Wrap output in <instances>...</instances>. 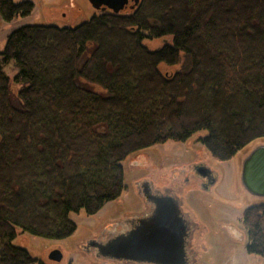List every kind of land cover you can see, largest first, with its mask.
<instances>
[{
    "label": "trees",
    "instance_id": "16d2710c",
    "mask_svg": "<svg viewBox=\"0 0 264 264\" xmlns=\"http://www.w3.org/2000/svg\"><path fill=\"white\" fill-rule=\"evenodd\" d=\"M32 10L0 0V21ZM201 132L217 161L264 138V0H138L73 27L13 30L0 52V264L32 263L17 231L63 240L70 214L118 200L129 156ZM241 228L246 253L264 258V204L243 211Z\"/></svg>",
    "mask_w": 264,
    "mask_h": 264
},
{
    "label": "rangeland",
    "instance_id": "374dc122",
    "mask_svg": "<svg viewBox=\"0 0 264 264\" xmlns=\"http://www.w3.org/2000/svg\"><path fill=\"white\" fill-rule=\"evenodd\" d=\"M12 1H30L33 10L28 16L16 17L8 23L0 21V52L7 36L22 25L51 24L57 27H73L99 13L92 9L87 0ZM165 42L170 43V37L145 40L144 44L153 51ZM186 66L185 61L181 60V64L175 66L161 65L159 70L162 74L170 75ZM1 68L10 79L18 71L13 60L2 64ZM13 88L16 90L17 86L13 85ZM202 135L203 132L195 134L183 143L167 141L129 156L121 163L124 190L118 198L119 203L113 206L106 204L95 217L86 216L83 212L70 214V219L76 225L70 237L51 241L17 231L12 244L28 252L32 259L31 264H100L81 246L99 230L102 231L103 226L113 220V217L118 219L122 215H137L144 210L143 201L137 195L142 194L140 182L148 180L155 190L171 191L179 199L183 212L196 226L193 240L194 244H200L196 249L201 252L198 257L200 261L196 264H264V258L246 253L244 232L241 228L243 211L250 206L264 204V198L248 194L240 180L244 157L255 147L264 145V138L252 142L227 161H217L198 142ZM197 160L203 161L215 175V184L208 190L203 189L198 178L187 177L190 175L182 178L185 171L183 168ZM175 172L177 175H174ZM228 227L235 228L239 235L234 236ZM53 250L60 252L62 258L59 262L48 259V254Z\"/></svg>",
    "mask_w": 264,
    "mask_h": 264
},
{
    "label": "water",
    "instance_id": "95a60500",
    "mask_svg": "<svg viewBox=\"0 0 264 264\" xmlns=\"http://www.w3.org/2000/svg\"><path fill=\"white\" fill-rule=\"evenodd\" d=\"M87 1L92 9L99 12L108 10L113 14L122 12L128 6L133 9L138 3V0ZM129 2L132 4L129 5ZM240 180L248 194L264 198V145L255 147L244 157ZM167 204L168 209L163 207L162 211H155L157 224L146 230L142 237V228L128 236L118 234L110 241L97 246L98 254L112 260L145 259V261L149 259L169 261L175 260L176 256L177 262H180L183 255V238L187 236L188 226L181 219V210L177 203L167 198ZM61 258L58 250L48 254V259L53 262H59Z\"/></svg>",
    "mask_w": 264,
    "mask_h": 264
},
{
    "label": "flooded vegetation",
    "instance_id": "af4514ba",
    "mask_svg": "<svg viewBox=\"0 0 264 264\" xmlns=\"http://www.w3.org/2000/svg\"><path fill=\"white\" fill-rule=\"evenodd\" d=\"M179 170H181V167ZM183 170L185 171L183 173L182 178L187 175H190L187 177H194L196 179L198 178L197 180L200 182L204 190H208L215 184L216 179L214 173L211 172L210 169L206 166V164L201 160H197L195 161V163H191L188 166L186 165ZM174 175H177V173L175 172ZM139 186L142 194H138L137 197L141 198V200L143 201L144 210L138 212L139 214L137 215H122L121 218L118 219H115V217H113V220L103 226L102 231L99 230V232L94 237L87 239L85 243H83L81 248L87 254L91 255V257L95 259V262H98L100 264H196L197 261H200V258L198 259V257H200L201 252L196 249L197 247H200V244H194L193 240L196 226L192 223L189 216L183 212L179 199L174 196L173 193L169 190H167L166 192L155 190L153 188V185L148 180L140 182ZM167 198L172 199L177 203L181 210V219L188 226V230L186 233L187 236L183 238V255L182 258H180V262H177L176 256L174 258L175 260L169 261L166 259H149L145 261V259L112 260L110 258L102 257L98 254L97 246L104 242L106 243L110 241L118 234H122V236H128L135 230H139L142 228V237L145 234L146 230L152 229V226L157 224V216L155 217L154 215L155 211H162L163 207L167 209L169 207L167 204ZM118 201L119 200H116L108 204H112L113 206L114 204L119 203ZM227 229L230 230L234 236L239 235V233L236 232L235 228L228 227ZM151 260L153 262H151Z\"/></svg>",
    "mask_w": 264,
    "mask_h": 264
},
{
    "label": "crops",
    "instance_id": "0c3cea01",
    "mask_svg": "<svg viewBox=\"0 0 264 264\" xmlns=\"http://www.w3.org/2000/svg\"><path fill=\"white\" fill-rule=\"evenodd\" d=\"M99 213V212H98Z\"/></svg>",
    "mask_w": 264,
    "mask_h": 264
}]
</instances>
